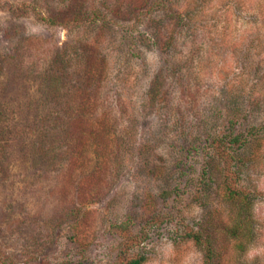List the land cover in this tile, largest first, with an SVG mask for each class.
Returning <instances> with one entry per match:
<instances>
[{
    "label": "rangeland",
    "instance_id": "1",
    "mask_svg": "<svg viewBox=\"0 0 264 264\" xmlns=\"http://www.w3.org/2000/svg\"><path fill=\"white\" fill-rule=\"evenodd\" d=\"M187 1L171 45L148 6L129 47L134 13L0 0V264H264V0Z\"/></svg>",
    "mask_w": 264,
    "mask_h": 264
},
{
    "label": "trees",
    "instance_id": "2",
    "mask_svg": "<svg viewBox=\"0 0 264 264\" xmlns=\"http://www.w3.org/2000/svg\"><path fill=\"white\" fill-rule=\"evenodd\" d=\"M42 0H32L30 2V7L42 11V8L40 6ZM142 0H114L112 1V4L108 5L106 4V7H108V10L112 12L113 18L110 20L107 18V15L103 12L101 7H93L89 12H82V6H83V0H71V4L67 7L59 8L56 12H50L48 14L43 13L42 19L50 24H56L59 26L65 27L67 30H69V27H72L71 25H80L81 23H86L88 21L89 23H101V24H110V25H118L122 24L123 20H128V17L131 13H134L135 20L133 21V25H123V31L126 33L123 35V38L125 39V42L129 45V47H132L133 43L135 42V36L132 33V30L134 28L135 22H141L142 18L141 15L144 16V8H147L148 6L153 8L155 6L157 7H165L169 8L170 12H168L167 16L168 18V31L167 33L162 35L161 38H159L158 42L155 45L156 47H167L172 44L175 32H177V28L181 26H185L187 23V20L189 18V1H187L186 7L180 8L177 5V0H146L144 4L141 2ZM176 6L178 8H176ZM137 13V14H136ZM87 17V18H86ZM160 43V44H159ZM240 134H233L230 138L226 139L224 142L225 144H232L239 142ZM211 143V142H210ZM213 143V142H212ZM230 157V154H227L225 152L224 154V167H226V163L228 161V158ZM167 193L164 192L163 195ZM241 194L240 190H228V197L231 199H237L239 195ZM246 206L248 204L244 202ZM241 211V209H240ZM242 211H244L242 209ZM247 215L244 217L246 218ZM244 219V218H243ZM247 219V218H246ZM232 231L237 232L238 226H234L231 228ZM193 237V239L199 243L200 245H205L206 251H210V244L208 243V239H202V235L200 233H193L189 234ZM237 236V235H236ZM143 258L138 257L135 259H132L129 264H140L142 262Z\"/></svg>",
    "mask_w": 264,
    "mask_h": 264
}]
</instances>
